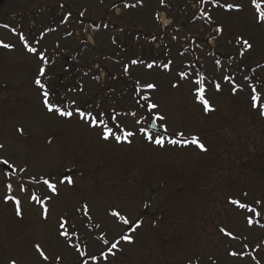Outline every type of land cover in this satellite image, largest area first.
Returning <instances> with one entry per match:
<instances>
[{"label": "rangeland", "instance_id": "1", "mask_svg": "<svg viewBox=\"0 0 264 264\" xmlns=\"http://www.w3.org/2000/svg\"><path fill=\"white\" fill-rule=\"evenodd\" d=\"M0 43L13 46H0V160L16 172L0 168V264H264V212L230 203L264 207V115L250 102L251 86L264 83V22L252 0H7ZM37 79L51 103L103 114L121 140L78 114L49 112ZM201 79L213 111L196 98ZM158 116L163 146L142 131L160 136L148 130ZM193 137L207 150L167 141ZM104 239L120 241L115 255Z\"/></svg>", "mask_w": 264, "mask_h": 264}, {"label": "snow or ice", "instance_id": "2", "mask_svg": "<svg viewBox=\"0 0 264 264\" xmlns=\"http://www.w3.org/2000/svg\"><path fill=\"white\" fill-rule=\"evenodd\" d=\"M161 2L163 3V0H161ZM252 3L254 5V7L257 9L258 13H259V20L264 22V8H262L261 4L258 2V0H252ZM224 7H226L228 10H240V5H236V4H226L224 5ZM81 15H83V13H81ZM159 19V17H158ZM5 27H7V25H5ZM13 31H15V29H13ZM217 32H222V28H217L216 29ZM20 38L22 40L25 39V37L23 36V34L21 33L20 34ZM242 45L247 48V49H251L252 45L247 41V40H243L242 41ZM0 46H3L4 48H10V47H13L12 45H9V44H2L0 43ZM27 46V44H26ZM28 50L30 52H35L36 49L35 48H31L29 47ZM40 59L43 61L44 60V57L41 55L40 56ZM139 63V61H136V60H133L131 61V64L135 65ZM153 65L152 64H148L147 67L151 68ZM165 67H167V64L165 65ZM124 71L125 73L128 72V67H125L124 68ZM44 74V69H41L40 71V75H43ZM182 78H184V74H181ZM230 79V78H229ZM246 79H248L246 77ZM35 83L37 85L40 86V88L43 91V96H44V100H43V103L44 105L46 106L47 110L49 112H55L57 113L58 115L62 116V117H72L75 114H78L79 118L86 121V122H90L92 126L94 127H99V126H102V135H103V138L105 140L109 139L110 137H113L117 140V141H120L121 140V136L119 135H115L113 133V130L112 128H109L107 126L106 123L103 122L102 119H100V116H102L103 114H99V116H93L91 112H88V111H85V110H82V109H79V108H76L74 110H66L64 108H61L59 106V103H62L61 102H58L56 104L54 103H51L50 102V93L46 90V85H44L43 83H41V81L39 79H37L35 81ZM200 84V87L198 88L197 90V93H196V98L201 102V104L204 106V110L207 112V111H213L214 109L211 107V104L210 102L205 99V88L203 87V79H201L199 82ZM146 87L148 89H155L156 88V85L155 84H152V83H149L146 85ZM214 87L216 88V90H220V84H215ZM260 92H264V83H262L260 85V89L258 90L257 87L255 85L251 86V106L253 108H257V107H260L261 111H260V114L261 115H264V106H261L258 104L259 100H260ZM143 99L145 101H149V103L147 104V108L149 111H152V110H155L158 108V104L156 103H153V102H150V98L148 96H144ZM75 103V102H73ZM158 119L160 120H163L164 117L163 116H158L157 117ZM152 127H155V125H152ZM21 131H23L21 129ZM142 131H145V134H146V137L149 141H153L155 144L157 145H160V146H163L164 143H165V140L163 137L161 136H157L155 139L153 138V135L150 134V133H147L146 130H142ZM135 135V133L133 132H126L124 134V139L127 140L128 137L130 136H133ZM180 135H183V133H180ZM168 143L170 144H177V143H185V144H195L199 149H201L202 151H206L207 149L205 148L204 144L201 143L199 141V138L198 137H193L191 140H187V141H177L175 139H169L168 140ZM3 145H0V148H2ZM5 163H7V161H5ZM67 183L68 184H72L73 181L71 179V177H67ZM65 182L64 179H61L59 181L60 184H63ZM43 183L50 189V191L53 193V194H56L58 195L59 194V189H58V186H57V182H55L54 180H51V179H45L43 181ZM10 187V185H9ZM245 196H247V193H244ZM9 199H14L15 200V206H16V210H17V214H21V211H20V201L18 199H15V197H11ZM32 199H35L37 200L38 202H40L39 200V197H32ZM48 199L50 200L51 197H48ZM230 203H232L233 205H238L240 209H245L247 212L249 213H252L254 216L256 217H259L261 216V213L264 212V207L261 208L260 211H258L255 207H252L251 205H249L248 203H241L239 200H236V199H231L230 198ZM257 204H261V201H256ZM84 208L86 209L87 206L85 205ZM48 207L45 206L43 208V214H44V218L47 219V215H48ZM113 216H116L119 218V220H122L124 224H130V223H133L131 221H129L126 217L122 216L119 212H114L112 213ZM246 220H247V223L249 225H252L253 223H259V221H254L253 220V217L252 216H248L246 217ZM67 224V221L63 220L62 219V222L60 223L59 227L61 229H65V226ZM142 224V221H139V222H135V227L136 228H139ZM262 227H264V225H261ZM225 229H221V232H224ZM60 235L62 236H68V232L67 230L65 231H61L60 232ZM227 235H232L230 232L227 233ZM121 240L123 241H128L129 243L132 242V237L129 236V235H122ZM103 243L104 244H110V247L108 248V253L111 254V255H115V253L113 252V249H116L120 243V241H116V242H112L110 243V241H108L107 239H104L103 240ZM35 248L36 250L39 252L40 256L43 257V259L45 261H47L49 259V257L47 255H45V253L43 252V250L41 249L40 245L39 244H36L35 245ZM240 253H237V252H232L231 255L233 256H237L239 255ZM81 255H83V253H81ZM104 259H108V254H105L104 255ZM11 264H16V261L15 260H12L11 261ZM257 264H259V262L257 261Z\"/></svg>", "mask_w": 264, "mask_h": 264}, {"label": "water", "instance_id": "3", "mask_svg": "<svg viewBox=\"0 0 264 264\" xmlns=\"http://www.w3.org/2000/svg\"><path fill=\"white\" fill-rule=\"evenodd\" d=\"M152 129H155V127H152ZM162 132H163V130H162ZM5 167V166H4Z\"/></svg>", "mask_w": 264, "mask_h": 264}, {"label": "flooded vegetation", "instance_id": "4", "mask_svg": "<svg viewBox=\"0 0 264 264\" xmlns=\"http://www.w3.org/2000/svg\"><path fill=\"white\" fill-rule=\"evenodd\" d=\"M5 1H7V0H5ZM45 3V2H44ZM45 5V4H44ZM61 7H63V6H61ZM58 8V7H57Z\"/></svg>", "mask_w": 264, "mask_h": 264}]
</instances>
